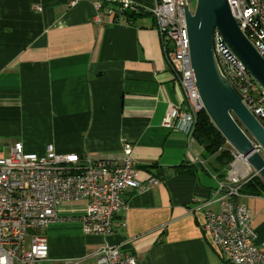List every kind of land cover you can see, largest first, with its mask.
Returning <instances> with one entry per match:
<instances>
[{
    "label": "crops",
    "instance_id": "1",
    "mask_svg": "<svg viewBox=\"0 0 264 264\" xmlns=\"http://www.w3.org/2000/svg\"><path fill=\"white\" fill-rule=\"evenodd\" d=\"M72 1L0 0V154L21 142L37 154L50 145L58 153L120 158L130 143L141 188L125 191L111 235H85L74 220L50 224L44 264H96L103 243L137 264H234L202 230L205 212L219 210L212 199L220 178L177 121L163 124L169 104L185 110V103L149 14L155 0H132L133 15L111 23L102 15L101 24L94 3ZM237 201L264 247V195L241 193ZM85 207L67 202L57 213L75 218Z\"/></svg>",
    "mask_w": 264,
    "mask_h": 264
},
{
    "label": "built area",
    "instance_id": "2",
    "mask_svg": "<svg viewBox=\"0 0 264 264\" xmlns=\"http://www.w3.org/2000/svg\"><path fill=\"white\" fill-rule=\"evenodd\" d=\"M77 1L94 3V21L98 24L103 21L102 15L111 23L124 10L136 11L132 0H73L71 3ZM189 2L155 0L149 13L159 32L168 69L182 90L185 103V110L169 104L163 124L171 127L177 121V125L191 134L196 114L203 105L190 67L184 15L186 6L193 11ZM227 3L242 33L264 58V0H227ZM212 44L220 73L264 128V89L216 30ZM253 143L256 151L264 153L255 141ZM232 149V156L242 159ZM132 150L130 143H124L120 158L93 159L73 152L58 153L50 145L43 154H37L25 151L21 142L13 143L8 156L0 155V264H44L48 260V244L43 231L61 220L80 222L85 235H111L113 222L126 208L128 196L125 191L141 188L136 179ZM240 175L232 166L225 179L216 182L212 202L219 203V210L205 212L202 230L228 261L264 264V247L256 243L250 211L237 201L242 184L249 178ZM155 182L154 178L148 180L149 184ZM79 200L86 202L81 216L69 219L58 216V208L63 202ZM120 225L125 226V222L120 221ZM95 257L96 264H137L136 257L122 252L118 245L108 243L97 248ZM57 264L79 262L66 260Z\"/></svg>",
    "mask_w": 264,
    "mask_h": 264
},
{
    "label": "water",
    "instance_id": "3",
    "mask_svg": "<svg viewBox=\"0 0 264 264\" xmlns=\"http://www.w3.org/2000/svg\"><path fill=\"white\" fill-rule=\"evenodd\" d=\"M123 13L133 15L130 10H124ZM184 15L190 67L203 110L226 142L264 182V158L255 150L253 141L245 133L248 132L264 151V128L220 73L213 54L214 30L222 36L233 55L263 89L264 58L240 30L227 0H195L193 11L186 6Z\"/></svg>",
    "mask_w": 264,
    "mask_h": 264
},
{
    "label": "trees",
    "instance_id": "4",
    "mask_svg": "<svg viewBox=\"0 0 264 264\" xmlns=\"http://www.w3.org/2000/svg\"><path fill=\"white\" fill-rule=\"evenodd\" d=\"M194 125L192 138L203 147L202 157L207 159L210 173L216 174L220 180H224L228 167L234 160L230 152V145L212 124L203 110L196 114ZM240 192L250 195H264V182L258 175L254 174L245 180Z\"/></svg>",
    "mask_w": 264,
    "mask_h": 264
},
{
    "label": "rangeland",
    "instance_id": "5",
    "mask_svg": "<svg viewBox=\"0 0 264 264\" xmlns=\"http://www.w3.org/2000/svg\"><path fill=\"white\" fill-rule=\"evenodd\" d=\"M189 6L190 8H192V10L194 9V6H195V0H190L189 2ZM131 11V10H130ZM150 11V10H149ZM133 12V11H132ZM135 13V12H133ZM150 14V13H149ZM151 15V14H150ZM153 17V16H152ZM203 109H201L202 111ZM204 111V110H203ZM200 112V111H199ZM237 121V120H236ZM237 123H239L237 121ZM240 125V123H239ZM241 126V125H240ZM242 127V126H241ZM243 129V127H242ZM247 135L253 140V138L248 134V132H246ZM192 136V133L190 134ZM254 141V140H253ZM12 147V146H11ZM11 149V148H10ZM233 150V149H232ZM3 152V153H2ZM10 153V150L9 148H3V151H1V156H8ZM261 154L262 156H264V153L261 151ZM234 158V157H233ZM242 165V167H241ZM232 166L234 167V169H236L239 174H241L240 176H242L243 178H247L248 176L251 177L253 176L254 174V170L244 161H242V159L240 158H234V160L230 163L229 167H228V170L227 171H230ZM244 168V169H243ZM247 170H248V173H247ZM252 174V175H251ZM251 175V176H250ZM64 203H67V202H63L60 206H64ZM72 203V202H70Z\"/></svg>",
    "mask_w": 264,
    "mask_h": 264
},
{
    "label": "bare ground",
    "instance_id": "6",
    "mask_svg": "<svg viewBox=\"0 0 264 264\" xmlns=\"http://www.w3.org/2000/svg\"><path fill=\"white\" fill-rule=\"evenodd\" d=\"M243 159V158H242Z\"/></svg>",
    "mask_w": 264,
    "mask_h": 264
}]
</instances>
